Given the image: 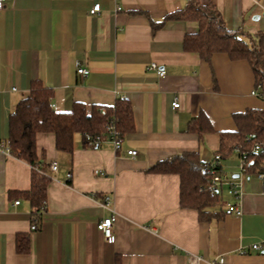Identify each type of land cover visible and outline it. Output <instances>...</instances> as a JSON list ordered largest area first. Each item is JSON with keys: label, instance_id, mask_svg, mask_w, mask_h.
I'll return each instance as SVG.
<instances>
[{"label": "crops", "instance_id": "0c3cea01", "mask_svg": "<svg viewBox=\"0 0 264 264\" xmlns=\"http://www.w3.org/2000/svg\"><path fill=\"white\" fill-rule=\"evenodd\" d=\"M200 1L215 4L226 26L240 31L247 43L264 42V0ZM188 2H4L0 141L7 144L10 116L34 81L52 90L51 106L61 112L75 101L91 109L126 98L135 129L124 135L120 150L109 139L85 146L77 133L72 153L57 148L53 132L37 134L38 159L51 181L35 230L31 204L21 195L31 187L33 166L0 148V264H190V253L203 258L200 264H219L221 258L222 264H264V180L256 174L238 176V151L222 158L221 164L240 183V215L223 213L201 220L196 209L181 207L178 174L148 170L185 151L199 152L203 161H211L220 145L218 132L236 129L234 113L264 110V99L252 93L258 90L247 59L219 52L208 62L185 50L184 37L198 30V21L168 20L153 32L152 21H162ZM96 3L101 11L93 14ZM152 62L164 68V76L150 68ZM80 67L89 74H79ZM200 114L215 130L204 135L203 143L197 133L186 131ZM129 149L137 154L129 155ZM54 161L57 172L50 168ZM224 185L228 197L223 212L228 202H236L230 185ZM112 215L115 239L108 241L98 222ZM20 233L30 240L26 253L17 251Z\"/></svg>", "mask_w": 264, "mask_h": 264}, {"label": "trees", "instance_id": "16d2710c", "mask_svg": "<svg viewBox=\"0 0 264 264\" xmlns=\"http://www.w3.org/2000/svg\"><path fill=\"white\" fill-rule=\"evenodd\" d=\"M168 20L198 21V30L185 35L184 48L199 53L208 62L219 52L227 53L232 59H247L255 73L258 95L264 99V42L247 43L240 31L230 30L226 26L215 4H203L200 0H189L185 7L167 14L162 21H152L153 32ZM52 93L40 81L33 82L30 94L17 104L10 116V136L6 141L12 154L33 166L31 187L22 191L21 195L30 202L31 223L37 225L46 209L47 187L51 181L47 167L39 162L37 155L36 136L39 132H53L57 148L72 153L77 133L82 135L83 144L90 146L88 136L90 140L108 139L109 125H113L121 137L135 129L133 108L126 98H117L112 106L93 105L91 109L85 103L75 101L70 110L61 112L51 106ZM233 117L236 129L218 132L220 145L215 154L226 159L235 151L239 155L246 153L247 174H263L264 180V110L247 108L234 113ZM186 131L197 133L203 143L204 135L215 130L209 118L200 114L189 122ZM256 144L259 145L257 152L252 151ZM97 145L99 143L94 146ZM148 170L178 174L180 205L196 209L201 220L225 214L222 209V187L218 189L211 185L208 162L202 160L199 152L178 153L158 161ZM16 245L19 253L28 252L29 237L24 233L18 234Z\"/></svg>", "mask_w": 264, "mask_h": 264}, {"label": "built area", "instance_id": "2783aa9c", "mask_svg": "<svg viewBox=\"0 0 264 264\" xmlns=\"http://www.w3.org/2000/svg\"><path fill=\"white\" fill-rule=\"evenodd\" d=\"M5 1L6 0H0V11L3 9ZM117 9L120 10L121 7L118 6ZM99 11H101V6H100L99 3L94 4V6L90 10V12L93 13V14L96 13V12H99ZM150 68L151 69H155L160 76H164L165 73H166L164 68H162L160 66V64H158L157 62H152L150 64ZM78 73L81 74V75L86 76V75L89 74V70L87 68H85V67H80L78 69ZM252 93L258 95L257 91H253ZM173 106L174 107H178L179 103L178 102H174ZM107 131H108V134H109L108 139L113 141L114 147H115L116 150H120L121 142H122L123 137H121L119 135V133L116 131V129L114 128L113 125H109L107 127ZM88 139H89V143L88 144L90 146H94L95 144L101 142L100 139L99 140L98 139L97 140H90V136H88ZM0 148L1 149H5L7 152H10L9 146H7V144H5L3 141H0ZM258 150H259V145L256 144L253 147L252 151H256L257 152ZM127 152L131 156H135L137 154V151L134 150V149H129ZM246 164H247V154L244 153V154L240 155V158H239L238 176L247 174V172H246ZM50 168H51V170L57 172V170H58L57 162L56 161L52 162L50 164ZM208 171H209V173L211 175V185L213 187H215V188H218V189L221 188L222 185H224V184L230 185L229 194H231L236 199V202H228L227 203L225 213L227 215H230V214L240 215L242 213V210H241V208L239 206V198H240V195H241V192L239 190L240 183L237 182L236 178H234L233 176L230 177L228 172H226L223 169L222 164H221V156H220V154H215L213 159L208 162ZM96 172H99V171H96ZM258 176L263 178V174H258ZM71 177H72V173L68 172L67 173V178L70 179ZM15 203L19 204L20 201L17 200V201H15ZM114 221H115V215H112L110 217H105V218H103L102 220H100L98 222V229L102 232L104 238L106 240H108V241H114V239H115V234L113 232ZM37 228H38L37 224L33 223L31 225V229L35 230ZM253 248L260 249L261 245L254 244ZM188 260H189L190 264H200L201 261L203 260V258L200 255H198V254L190 253L188 255ZM223 262H224V259L221 258L220 261H219V264H222Z\"/></svg>", "mask_w": 264, "mask_h": 264}, {"label": "rangeland", "instance_id": "374dc122", "mask_svg": "<svg viewBox=\"0 0 264 264\" xmlns=\"http://www.w3.org/2000/svg\"><path fill=\"white\" fill-rule=\"evenodd\" d=\"M229 176L232 177V173H229ZM228 186L227 185H222V196H223V200L226 199V197H228Z\"/></svg>", "mask_w": 264, "mask_h": 264}, {"label": "water", "instance_id": "95a60500", "mask_svg": "<svg viewBox=\"0 0 264 264\" xmlns=\"http://www.w3.org/2000/svg\"><path fill=\"white\" fill-rule=\"evenodd\" d=\"M258 17H259V15H255V16H254V19H257Z\"/></svg>", "mask_w": 264, "mask_h": 264}]
</instances>
